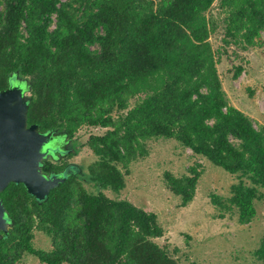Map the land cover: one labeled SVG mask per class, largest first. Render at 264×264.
Listing matches in <instances>:
<instances>
[{
	"label": "trees",
	"instance_id": "1",
	"mask_svg": "<svg viewBox=\"0 0 264 264\" xmlns=\"http://www.w3.org/2000/svg\"><path fill=\"white\" fill-rule=\"evenodd\" d=\"M263 31L264 0H0V90L23 79L28 123L68 139L90 130L84 145L95 155L86 174L44 159L45 174H68L45 200L22 183L0 193L10 222L0 264L28 254L40 264H198L156 241L165 232L156 212L104 192H120L129 165L160 137L236 175L230 195L211 201L221 217L236 210L250 223L263 196L264 125L230 102L218 64L228 47L264 48ZM233 66L237 78L243 62ZM201 175L193 166L164 180L187 205ZM36 231L49 249L34 246ZM254 256L264 264V235Z\"/></svg>",
	"mask_w": 264,
	"mask_h": 264
},
{
	"label": "rangeland",
	"instance_id": "2",
	"mask_svg": "<svg viewBox=\"0 0 264 264\" xmlns=\"http://www.w3.org/2000/svg\"><path fill=\"white\" fill-rule=\"evenodd\" d=\"M221 36V31L212 36L215 47L219 46ZM223 52L218 70L230 102L248 114L255 126L264 125V48L255 46L243 51L231 46L228 53ZM240 62H243L244 71L235 78L233 65ZM89 131L81 129L74 138L64 142V151H61L64 156L51 159L58 162L65 158L75 166L71 171L77 169L83 174L88 173L89 165L95 160V155L84 145ZM147 149L144 157L129 165L125 187L120 192L111 189H104V192L112 198L127 199L138 207L156 212L165 230L156 241L182 262L262 264L254 256V250L264 235V188H261L262 198L255 200L257 212L250 223H241L236 210L221 217L211 196H229L231 185L238 181L236 175L172 138L149 140ZM69 152L75 153L69 155ZM193 166L201 170L202 175L192 201L181 205V197L167 188L164 173L170 171L176 176H183ZM84 183L89 190L96 192L92 183ZM33 243L36 248H50L49 237L41 231H36ZM23 264H40V260L28 254Z\"/></svg>",
	"mask_w": 264,
	"mask_h": 264
},
{
	"label": "water",
	"instance_id": "3",
	"mask_svg": "<svg viewBox=\"0 0 264 264\" xmlns=\"http://www.w3.org/2000/svg\"><path fill=\"white\" fill-rule=\"evenodd\" d=\"M27 91V83L16 76L7 88L0 90V193L10 183H22L29 194L45 200L68 174L67 170L45 174L43 161L57 148L64 149L59 145V134L42 132L38 124L28 123ZM9 224L7 209L0 197V235L8 233Z\"/></svg>",
	"mask_w": 264,
	"mask_h": 264
},
{
	"label": "flooded vegetation",
	"instance_id": "4",
	"mask_svg": "<svg viewBox=\"0 0 264 264\" xmlns=\"http://www.w3.org/2000/svg\"><path fill=\"white\" fill-rule=\"evenodd\" d=\"M60 136H61V137L59 138V139H60V140H59V145L63 147L64 142H65V141H68L69 139L67 138V136H65V135H63V134H61ZM66 138H67V139H66ZM65 143H66V142H65ZM63 154H64V153H61V150L57 148V150H56L53 154H51L49 158H53V159L57 158V159H60V157L64 156ZM74 168H75V167H74Z\"/></svg>",
	"mask_w": 264,
	"mask_h": 264
}]
</instances>
